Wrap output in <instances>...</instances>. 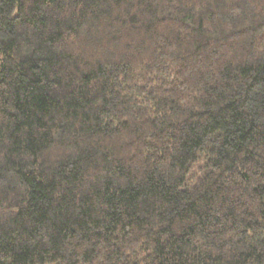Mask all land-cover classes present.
I'll return each mask as SVG.
<instances>
[{
    "label": "trees",
    "instance_id": "1",
    "mask_svg": "<svg viewBox=\"0 0 264 264\" xmlns=\"http://www.w3.org/2000/svg\"><path fill=\"white\" fill-rule=\"evenodd\" d=\"M0 264H264V0H0Z\"/></svg>",
    "mask_w": 264,
    "mask_h": 264
}]
</instances>
